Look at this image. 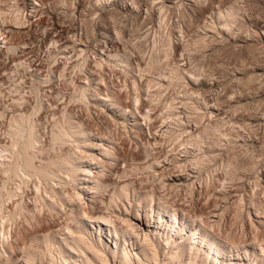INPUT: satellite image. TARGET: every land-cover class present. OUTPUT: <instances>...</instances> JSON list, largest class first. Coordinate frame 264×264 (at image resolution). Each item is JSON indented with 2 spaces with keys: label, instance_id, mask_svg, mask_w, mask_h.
Instances as JSON below:
<instances>
[{
  "label": "bare ground",
  "instance_id": "6f19581e",
  "mask_svg": "<svg viewBox=\"0 0 264 264\" xmlns=\"http://www.w3.org/2000/svg\"><path fill=\"white\" fill-rule=\"evenodd\" d=\"M27 1L21 9L19 0H0V57L18 49L21 53L25 47L17 46V30L28 17L46 13L45 0ZM102 1L110 0L91 5L96 8ZM111 1L117 7L125 4L135 16H154V1ZM202 1H191L198 8L195 16L177 10L174 35H163L169 6L168 0H160L158 30L151 40L137 29L131 31L149 43L148 52L144 43L139 47L131 41L122 49L99 50L100 58L118 69L119 84L91 75L68 95V103L85 110L81 112L96 120L95 126L65 106L58 117L54 112L50 120L43 117L41 132L35 116L43 110L42 102L30 108L21 97L13 102L27 108L8 117L0 142V264H264V133L259 138L255 132L242 144L235 127L227 126L228 117L222 115L229 107L241 110L252 103L243 90L244 95L238 91V98L234 96L238 103L229 106L234 97H222L213 88L223 85L227 72L217 67V60L214 67L221 48L207 40L214 25L224 40L235 37L244 28L241 9L238 0L221 7L219 2L216 9L201 7ZM39 20L37 27L49 26ZM100 22L94 36L121 37L120 29L109 31ZM73 45L83 50L80 43ZM201 50L210 51L203 63L197 55ZM14 62L23 66L19 57ZM241 63L243 77L235 78L248 88L258 75ZM174 89L180 92L167 96ZM205 92L211 93L210 99ZM261 95L256 99L258 106L263 103L259 116L252 121L256 126L248 124L254 129L260 122L264 126V91ZM101 116L120 132L106 127ZM243 126L242 121L238 129ZM119 138L129 142L125 145ZM241 182L249 184L250 192H243L247 187ZM195 196L203 198L198 202ZM229 203L235 208V215L229 211L232 220L239 217L242 222L237 233L233 225L224 230L220 223Z\"/></svg>",
  "mask_w": 264,
  "mask_h": 264
},
{
  "label": "rangeland",
  "instance_id": "374dc122",
  "mask_svg": "<svg viewBox=\"0 0 264 264\" xmlns=\"http://www.w3.org/2000/svg\"><path fill=\"white\" fill-rule=\"evenodd\" d=\"M93 1L94 0H45L44 1L45 3L44 11H46V13H43L41 17H39V15L36 17L35 16L28 17L27 22H25L23 26V29L22 30L16 29L17 32H19L20 34L19 36L18 35L15 36V38L18 37L16 39V43L19 42L17 46L19 45L18 46L19 48L21 46L25 47V49H27L26 50L27 53L29 54H26L23 52L25 51L24 48H20V49H23V51L21 50V53H20V50L18 49L12 53L11 52H8L6 54L4 53L0 57V111L2 112V115L0 116V142L4 141L2 137L3 136L2 132H4L5 130L8 117L11 116V114L19 113L20 111L18 110H21L23 108L25 109L28 106H30V104L32 105L36 104L35 101L37 102L38 100L42 102L43 107H44L43 110H41L35 116L36 119L40 121L39 123L38 121H36L37 130L40 124L39 129L41 130V132L44 130V128L43 130L41 129L42 128L41 126L46 124L44 118L50 120L49 117L51 118L52 115L55 116V113H57L58 111L60 114L62 110L64 109L62 107H65V106L68 110H72L76 114H79V115L81 114L80 116L84 115L83 117L84 118L87 117L88 119V115L86 114L87 115L86 116L84 113L86 112L85 110H83L81 107L79 108V106L77 107V104L74 102L68 103L69 102L68 95L72 93L75 84H77L79 81L85 80L86 78H90L91 75L96 78L102 75V76H105L106 78L111 79V81L117 85L119 84L118 83V81L120 80L119 77H121L117 68L115 69L111 68L113 66L112 65L109 66L108 65L110 64L109 62L106 63L104 60L100 58L99 55L101 54H99V50L100 49H103V50L122 49L123 43H125V41H131L132 44L140 47V45L144 42L141 39H138L137 36H131L132 29H137L139 35L145 33L144 35H147V38L150 40H151V37H153L155 31L158 30L159 15L157 13L156 8L159 6V4L157 3L160 0H145L146 4L149 1H154V5H150L151 12L153 13L154 16L147 18V19L145 18V16H141V15L135 16L134 13L132 14L129 11V8L125 4H118V7H117L113 5V2L111 0L102 1L101 4L97 5V7L94 8L91 5V2ZM191 1L192 0H168V2H166L167 3L166 5H168L169 7H166V10H165L166 16L164 18L163 27L161 28L163 35H166L168 33H173L174 35V30H176V26L179 21L177 14H176L177 10H183L185 14H188L191 16H195L196 14H198V8L196 6L194 7V3ZM215 1L216 3L214 4L213 2ZM226 1L228 0H225V1L224 0H221V1L220 0H214V1L213 0H210V1L203 0L201 3L202 5L201 7L205 8L207 6L209 9H216L215 7L223 6ZM254 1L253 0L252 1L251 0H238L237 2L239 8L241 9L240 13H241V19L243 21L241 19L240 21H242L241 23H242V26H244V28L242 27V29L238 30L237 31L238 33L235 31L236 35L234 36L236 38L233 37L231 39L228 37L226 38L227 40H224L225 34L224 35L222 33L221 35L217 34L218 31L220 32L219 30L220 27L218 25L213 26V31L207 32V35H209L210 37V38L208 37L207 40H211V39L215 40L216 42L214 46L221 48L220 50L221 54L220 52L218 53V55H220L221 58L217 55V57L220 59L214 58L213 65H215L216 63L215 60H217L218 66L216 64L214 67L216 66L219 67V64H220V68L222 67L225 68L226 69L225 71L227 72V77L223 79L224 86L214 85L213 88L216 91H218L222 95V97H225V96L234 97L235 96L237 98L240 95V92L238 91H241L242 93L243 90H245L243 93L244 94L246 92L249 93L248 94L249 98L247 96V99L249 103L251 102L253 104L252 105L250 103L251 105L248 106L249 108L246 107L247 109L244 107L243 109L240 110L237 107L238 110H235V111H233V109L229 107L228 110L226 111V114H223L225 111L222 113L223 115L221 114L222 117H225V116L228 117L227 120L229 121L230 124L227 126L229 127V129L232 128L233 126L235 127V130L239 132L241 136L240 143L242 142V144L245 141L250 142L251 141L249 140L250 138H253L255 137V135H258V134H255V132L259 133V136H257L259 138L260 136L262 138V136L264 135V134L262 135V132L264 133V130H262L264 129V126L262 125L263 122L262 124L261 122L259 125L257 124L258 125L257 127H259L257 129H254L253 127H251L252 125L254 127L256 126L255 123L252 124L253 117L260 113L259 111L261 108V104H263L260 102L259 103L260 105L258 106V103L256 102L260 100L259 97L262 98L261 94H263V91H264L263 90L264 88L262 87L264 85H262L261 84L262 82H260V81H263L264 79V0H259V1L256 0V2ZM26 2L28 1L19 0V6L21 7V9H25ZM219 2H220V5L218 6ZM227 3L228 2H226V4ZM114 4H116V2ZM258 4L260 6H258ZM145 8L146 7L144 6L142 7L143 10H145ZM110 15L114 17V19L111 20L113 23L110 22L109 20ZM100 18L102 22L106 23L105 24L106 28L109 31H111L110 29L112 27H115V28L117 27L118 29H120L121 37L117 39L115 38L113 33L107 39H103L97 36V34L96 36H94L92 33H98L97 30L101 23ZM39 19L45 20L47 23L46 25H49L47 26L48 28L46 27L47 30L45 29V26H44V30L41 26L37 27L40 21ZM24 27L25 28L27 27V28L25 29ZM40 27L42 28V30ZM25 30H28V31L24 32ZM45 30L47 33L45 32ZM72 34H76L78 36L71 37ZM95 38L98 40H96ZM190 42L192 43V41ZM74 43L75 44L80 43L81 48L83 50L80 51L77 48H74V45H73ZM149 47L150 46L148 42H146V44L144 43L143 48L146 52H148ZM249 49H252L254 54ZM201 51L202 52L198 53L197 55L202 56V58L200 56L199 58L197 56V58L199 59L200 62L202 61L203 63L206 61L204 57L206 56L205 54L209 53L210 51H205L207 52V53L204 52L205 54H202L203 50ZM249 53L250 54L252 53V54L250 55ZM172 56L174 59L178 61L180 60L179 55L177 53H174V55L172 54ZM18 57L21 58V62L23 66L16 65V63L14 62L15 58H18ZM249 60L251 62H249ZM242 61H244V63L249 64L248 67L252 69V70L249 69L251 71V72L249 71L250 73L254 72L253 75H255V77H257L258 75L257 77L258 79L254 77L256 79L254 80V83L252 82L249 84L251 86V88L250 86H248L249 89L246 86L240 85L242 82L237 81L235 78V77L240 78V76L243 77L242 72L240 71V68H241L240 66L242 65L241 63ZM211 63H212V59H211ZM28 64L31 66L30 68H27V66L29 67ZM57 67H59L60 69L57 70ZM34 69H37L38 71L37 70L32 71ZM259 75L262 77H260ZM237 82L239 84H237ZM257 82L258 83L260 82V85ZM255 84L258 87H256ZM51 91H54V92L51 93ZM56 91H57V94H55ZM179 92H180L179 90L174 89V90L168 91L166 94L167 96L172 97V96H176V94ZM199 92L202 93V90H199ZM203 94H205L206 99L211 98L210 92H205ZM20 97L24 100V105H26L27 107L26 106L24 107V105L18 106L15 103H13L15 100H18V99L20 100ZM235 97L232 100H229L228 102L229 104L227 105L234 106L235 104H237L238 102L237 103L234 102ZM79 109L80 111H78ZM21 111H24V110H21ZM81 111H84V112H81ZM255 111H257L258 113H255ZM50 112H54V114ZM59 114L57 113L56 116ZM93 118L98 119V116L95 115L93 116ZM260 118L263 119V117H260ZM103 119L106 121H104ZM102 120H103L102 122H105L103 124L106 125L107 127L110 121L108 120L107 122V118L106 119L102 118ZM94 121L96 122V120ZM242 121H243L244 128L242 127L243 129L242 128L238 129V126L240 125V122L242 123ZM86 122L87 123L90 122V127L92 126L91 123H93V126H95L94 125L95 122L93 121L91 122L89 119L88 121L86 120ZM249 123H251L252 125L248 126ZM110 125L108 127H112V125L111 126ZM250 128L251 129L253 128L255 130L254 131L252 129L254 133L251 131ZM111 129H112V132H114L113 129L115 128L112 127ZM247 129H250V131ZM120 130L117 129L116 131L120 132ZM249 133L251 134L253 133L254 135L250 134L251 136L250 137L248 136ZM116 138H118V136ZM122 139L124 140L126 138H121V140ZM123 140L121 141L122 143L129 142L127 139L124 141ZM149 180L151 183H153L152 181L154 179H149ZM247 182H250V181H247ZM237 184H236V187L238 185L240 186V183L238 185ZM242 186H245L247 188L244 189ZM233 187H235V185ZM241 187L244 189V191ZM241 187H240L241 193L245 191H247V193L250 192L249 184L247 185V183L241 182ZM230 188L232 189V186ZM233 189L230 190V192H234ZM168 191L171 192V190L168 189L164 193ZM180 195H183V194L181 193L178 196ZM196 197L197 196H195V198ZM202 198L203 197L199 196V198L197 197L195 200L199 202V200ZM229 206H230V203L228 205L229 210L227 209L226 210L227 212L225 211L226 214L225 213L224 214L226 216L223 215V219H221L220 223H222V225L225 226L223 227L224 230L229 229L230 226L233 225V230L235 231L234 233H237L241 227L240 226L241 219L239 217H238L239 219L238 218L236 220L233 219L234 221L238 220L237 222L239 223L233 222L231 216L235 215L234 214L235 212H233L234 210H232L234 207L233 206L229 207ZM229 211L233 213V215ZM236 217L234 216L233 218H236ZM237 225L240 227H237ZM231 230L229 231L233 232Z\"/></svg>",
  "mask_w": 264,
  "mask_h": 264
}]
</instances>
